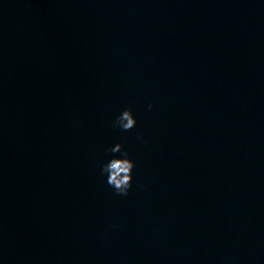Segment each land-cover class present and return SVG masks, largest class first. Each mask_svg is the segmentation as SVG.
Instances as JSON below:
<instances>
[{"label":"water","instance_id":"95a60500","mask_svg":"<svg viewBox=\"0 0 264 264\" xmlns=\"http://www.w3.org/2000/svg\"><path fill=\"white\" fill-rule=\"evenodd\" d=\"M0 264H264V0H0Z\"/></svg>","mask_w":264,"mask_h":264},{"label":"clouds","instance_id":"9594fccd","mask_svg":"<svg viewBox=\"0 0 264 264\" xmlns=\"http://www.w3.org/2000/svg\"><path fill=\"white\" fill-rule=\"evenodd\" d=\"M151 104L148 105L150 109ZM136 125V118L131 108H122L112 120V126L121 131H128ZM137 141L145 144L143 136L137 135ZM106 158L100 162L99 175L116 195L126 196L132 187L135 161L121 143L115 142L105 149Z\"/></svg>","mask_w":264,"mask_h":264}]
</instances>
